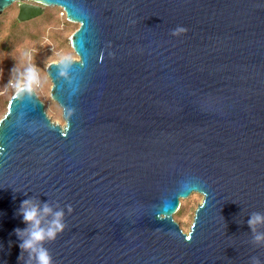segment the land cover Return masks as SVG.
Returning a JSON list of instances; mask_svg holds the SVG:
<instances>
[{"label":"water","instance_id":"obj_1","mask_svg":"<svg viewBox=\"0 0 264 264\" xmlns=\"http://www.w3.org/2000/svg\"><path fill=\"white\" fill-rule=\"evenodd\" d=\"M13 4L20 23L51 7L78 28L76 59L46 67L63 125L26 87L0 118V264H37L15 234L25 200L45 230L63 212L36 245L52 264H264V0H0V14ZM192 193L184 233L173 215Z\"/></svg>","mask_w":264,"mask_h":264},{"label":"rangeland","instance_id":"obj_2","mask_svg":"<svg viewBox=\"0 0 264 264\" xmlns=\"http://www.w3.org/2000/svg\"><path fill=\"white\" fill-rule=\"evenodd\" d=\"M27 2L34 4L31 1ZM45 9L51 10L47 19L37 17L23 23L15 18L16 4L0 14V88L8 83L14 72L19 73L21 76L17 77L18 82L33 89L44 104L47 117L52 122L63 125L61 109L49 95L51 83L46 75V67L62 58L76 59L70 48V37L78 25L65 21L60 15L61 9L51 7ZM14 20L17 24H14ZM12 95L8 92L4 97L0 118ZM201 198V195L192 193L188 198L179 200V209L173 215V219L182 232L188 231L193 212Z\"/></svg>","mask_w":264,"mask_h":264},{"label":"clouds","instance_id":"obj_3","mask_svg":"<svg viewBox=\"0 0 264 264\" xmlns=\"http://www.w3.org/2000/svg\"><path fill=\"white\" fill-rule=\"evenodd\" d=\"M184 28H177L173 35L177 32H185ZM29 201L25 200L21 202L20 210H18V215L22 216V223L27 225L22 229H15V234L17 235L18 239H20L21 232H28V239L21 240L19 244L20 253L35 251L36 254V261L37 264H52L51 257L49 256L46 249L40 247L38 250L36 245L41 244L43 241L47 240H54L58 233L63 232L65 225L62 223L63 212L58 211L55 213L54 218L52 219L49 227L47 230L40 227L41 220L38 218V211L35 206L33 207H26ZM51 209L47 206V204L43 207V213L49 214L51 213ZM68 211L71 212L72 209L69 206ZM261 222V217L259 215H253V217L249 220V227L253 228L254 225ZM256 242L264 241V234H256L254 237ZM21 257V256H20ZM18 257V259H20ZM254 264H258V261L253 258Z\"/></svg>","mask_w":264,"mask_h":264},{"label":"built area","instance_id":"obj_4","mask_svg":"<svg viewBox=\"0 0 264 264\" xmlns=\"http://www.w3.org/2000/svg\"><path fill=\"white\" fill-rule=\"evenodd\" d=\"M60 15L66 21L65 14L63 11ZM18 76L21 75L19 73L16 74V72H14L8 83L3 88H0V109H1L2 101L8 92L14 94L16 91L20 90L21 88H25V87L31 88L27 84L25 85L22 82L19 83L17 78Z\"/></svg>","mask_w":264,"mask_h":264},{"label":"trees","instance_id":"obj_5","mask_svg":"<svg viewBox=\"0 0 264 264\" xmlns=\"http://www.w3.org/2000/svg\"><path fill=\"white\" fill-rule=\"evenodd\" d=\"M50 12H51V10H46L45 9L44 13L42 14V16H40V18H42V20L47 19L50 16V14H51ZM14 24H17V21L16 20H14Z\"/></svg>","mask_w":264,"mask_h":264}]
</instances>
